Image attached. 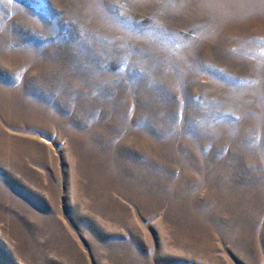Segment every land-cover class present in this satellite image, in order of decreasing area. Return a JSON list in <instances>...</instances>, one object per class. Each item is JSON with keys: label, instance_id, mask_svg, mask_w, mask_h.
I'll list each match as a JSON object with an SVG mask.
<instances>
[{"label": "rangeland", "instance_id": "rangeland-1", "mask_svg": "<svg viewBox=\"0 0 264 264\" xmlns=\"http://www.w3.org/2000/svg\"><path fill=\"white\" fill-rule=\"evenodd\" d=\"M0 264H264V0H0Z\"/></svg>", "mask_w": 264, "mask_h": 264}]
</instances>
